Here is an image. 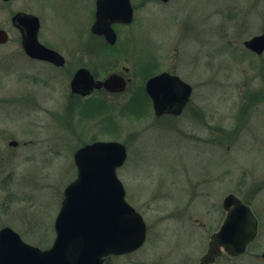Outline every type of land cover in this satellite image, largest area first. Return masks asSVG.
<instances>
[{"label":"rangeland","instance_id":"rangeland-1","mask_svg":"<svg viewBox=\"0 0 264 264\" xmlns=\"http://www.w3.org/2000/svg\"><path fill=\"white\" fill-rule=\"evenodd\" d=\"M132 2L133 22L116 25L118 40L107 46L91 32L95 0H0L10 35L0 45V228L50 245L48 229L77 177L75 152L117 140L127 148L117 175L147 235L105 264H202L229 193L250 206L258 232L245 253L212 264H264V53L243 44L264 33V0ZM18 11L39 17V40L65 56L64 67L23 53L11 21ZM91 61L100 76L125 74L127 88L72 93L75 69ZM161 71L193 86L180 114L155 116L145 81Z\"/></svg>","mask_w":264,"mask_h":264},{"label":"water","instance_id":"water-1","mask_svg":"<svg viewBox=\"0 0 264 264\" xmlns=\"http://www.w3.org/2000/svg\"><path fill=\"white\" fill-rule=\"evenodd\" d=\"M95 16L92 32L104 35L112 45L117 40L113 24H130L134 19V8L131 0H96ZM11 21L20 30L23 48L29 57L58 66L65 63L62 54L40 42L37 15L19 11ZM8 41V31L0 28V44ZM244 45L262 54L264 33L244 41ZM102 87L110 92H123L127 80L112 73L104 80L96 81L83 67L71 81L72 92L82 95ZM145 88L152 99L156 117L180 114L193 90L189 83L168 71L150 77ZM74 159L78 174L65 188L53 245L48 249L31 245L6 226L0 230V264H103L110 254L133 252L144 244L146 223L126 200L125 187L117 176V169L127 159L126 146L116 140H97L79 148ZM223 207L226 216L220 228L211 234L208 249L201 257L202 264L215 262L223 252L234 256L244 253L257 235V219L237 195L227 194Z\"/></svg>","mask_w":264,"mask_h":264},{"label":"flooded vegetation","instance_id":"flooded-vegetation-1","mask_svg":"<svg viewBox=\"0 0 264 264\" xmlns=\"http://www.w3.org/2000/svg\"><path fill=\"white\" fill-rule=\"evenodd\" d=\"M131 2H132V0H131ZM95 3H96V0H95ZM132 5H133V8H134V15H135V7H134L133 2H132ZM95 20H96V18H95V12H94V21H93L92 25L94 24ZM92 25H91V29H92ZM116 25H125V24H120V23L114 24V25H113L114 30H116V29H115V26H116ZM13 26H14V25H13ZM40 26H41V25H40ZM14 27L19 31V33H20V35H21L20 30H19L16 26H14ZM116 33H117V31H116ZM93 34H94V33H93ZM94 35H96L97 37H103V39L105 40V44H104V45L111 46V45H109V43H108V41L106 40V38H105L104 35H99V34H94ZM117 40H118V33H117ZM6 43H7V42H6ZM6 43H4V44H6ZM0 45H3V44H0ZM45 45H46V44H45ZM47 46H48V45H47ZM21 47H22L23 53L27 56V54H26V52H25V50H24V48H23V45H22V40H21ZM48 47H50V46H48ZM50 48H52V47H50ZM52 49L56 50L55 48H52ZM56 51H58V50H56ZM58 52H59V51H58ZM61 54H62V53H61ZM62 55H63V54H62ZM63 56H64V55H63ZM27 57H28L29 59H33V60H36V61L41 62V63H42V62H43V63H46V64H48L49 66H51V67H55V68H62V67H64V66L67 64V59L65 58V56H64V58H65V63H64L63 65H59V66L56 65V64H54V63H52V62L46 61V60L34 59V58L29 57V56H27ZM94 62H95V61H91V63H89V64H81L80 67H78L77 69H75V71H74V73H73V76L75 75V73H76L80 68H83V67H84V68H87V69L90 71V73L92 74V76L94 77V79H95L96 81L105 79L106 76H100L99 73L95 72V70L91 68V66H93ZM90 65H91V66H90ZM115 73L121 74V75L127 80V85H128V83L130 82V79L127 78V77L125 76V74L120 73V72H115ZM73 76H72V78H73ZM102 89H104V88H100V89L95 88V89L93 90V92H95V91H100V90H102ZM93 92H92V93H93ZM92 93H91V94H92ZM91 94H90V95H91ZM88 96H89V95H88ZM84 97H86V96H84ZM20 98H21V97H20ZM20 101H22V103H25V101H24L23 99H20ZM10 102H14V103H15V101H10ZM12 142H16V144L13 145V144H11ZM8 144H9V146L17 147V146L19 145V142H18L17 140H15V139H11V140L9 141ZM56 220H57V217L54 218V220H53V222H52V224H51V227L48 229V232L51 233L52 236H53V233H54L52 243H51L50 245H48V246H39V245H38L40 248H42V249L50 248V247L52 246L53 242L55 241V239H56V237H57V231H56V227H55ZM52 226H53V227H52ZM4 227H5V226L1 227L0 230H1L2 228H4ZM13 230H15V229H13ZM15 231L21 236V238H22L23 240H25V238H23V235H22L21 233H19V231H17V230H15ZM111 256H113V255H109V256L106 257L104 264H105L106 262H108V259H109Z\"/></svg>","mask_w":264,"mask_h":264}]
</instances>
